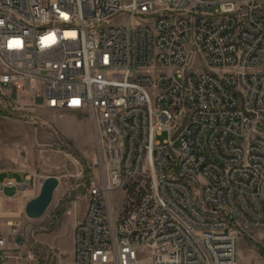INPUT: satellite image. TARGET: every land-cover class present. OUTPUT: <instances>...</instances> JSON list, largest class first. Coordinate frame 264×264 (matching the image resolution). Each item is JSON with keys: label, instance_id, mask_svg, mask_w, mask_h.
<instances>
[{"label": "built area", "instance_id": "built-area-1", "mask_svg": "<svg viewBox=\"0 0 264 264\" xmlns=\"http://www.w3.org/2000/svg\"><path fill=\"white\" fill-rule=\"evenodd\" d=\"M18 90L94 125L71 264H239L240 230L264 232V0H0L3 108ZM4 212L0 264L24 242Z\"/></svg>", "mask_w": 264, "mask_h": 264}, {"label": "rangeland", "instance_id": "rangeland-1", "mask_svg": "<svg viewBox=\"0 0 264 264\" xmlns=\"http://www.w3.org/2000/svg\"><path fill=\"white\" fill-rule=\"evenodd\" d=\"M17 96L33 99L21 90ZM29 104H15L13 110L0 102V173H5L0 182L12 177L27 183L20 195L17 188H6L3 194L4 216L19 225L24 240L19 251L9 250L8 264H64L72 234L87 210V188L99 169L95 129L84 108L65 111L55 119L40 107V99L32 107ZM52 177L59 186L51 205L43 216L29 217L28 203L39 197L44 182ZM144 186L140 180L126 191L113 192L116 213L136 202ZM3 222L9 230L7 221ZM29 253L34 261L26 259ZM238 263L264 264V232L240 230Z\"/></svg>", "mask_w": 264, "mask_h": 264}, {"label": "water", "instance_id": "water-1", "mask_svg": "<svg viewBox=\"0 0 264 264\" xmlns=\"http://www.w3.org/2000/svg\"><path fill=\"white\" fill-rule=\"evenodd\" d=\"M58 186L59 181L57 178L52 177L47 179L43 184L39 197L28 203L26 207L27 215L31 218L43 216L51 205Z\"/></svg>", "mask_w": 264, "mask_h": 264}, {"label": "crops", "instance_id": "crops-1", "mask_svg": "<svg viewBox=\"0 0 264 264\" xmlns=\"http://www.w3.org/2000/svg\"><path fill=\"white\" fill-rule=\"evenodd\" d=\"M25 96H27L25 93H23ZM11 96L14 98L13 99V101H14V103H18L19 105L20 104H22L23 102H26V101H30V104L29 105H31V106H29V107H32V104H33V99H20V98H18V96H17V92H13L12 94H11ZM40 101L43 103V100L42 99H40ZM26 105V104H25ZM28 105V104H27ZM26 105V106H27ZM45 110V109H44ZM5 173L4 172H2V173H0V176L1 175H4ZM23 177V176H22ZM8 179H13L12 177H6L5 178V180L3 181V182H0V183H4V182H6ZM23 179H24V177H23ZM18 184H20V185H22L23 187H25V186H27V183H24V182H20V181H17L16 179H14ZM6 189V188H5ZM20 193H21V191L19 192V195H20ZM5 202H6V198L5 197H3V195L2 196H0V203L2 204V206L5 208ZM85 214H86V211L83 213V215H82V219H81V221L83 220V218L85 217ZM77 226V225H76ZM72 244L70 245V247H69V250L66 252V254H67V258L65 259V263L64 264H71L72 262H73V258H74V233L72 234Z\"/></svg>", "mask_w": 264, "mask_h": 264}]
</instances>
